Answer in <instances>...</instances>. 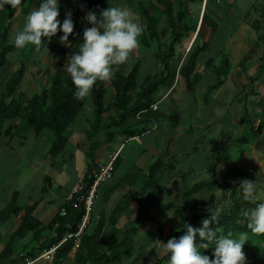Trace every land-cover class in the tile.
Wrapping results in <instances>:
<instances>
[{"label": "crops", "instance_id": "0c3cea01", "mask_svg": "<svg viewBox=\"0 0 264 264\" xmlns=\"http://www.w3.org/2000/svg\"><path fill=\"white\" fill-rule=\"evenodd\" d=\"M120 1L112 0L115 4ZM172 1L178 11L181 8L178 0ZM183 1L189 11L188 25L193 29L175 47L174 76L157 91L158 96L151 104H156L157 109H146L145 118L130 128L140 130L139 134L119 137L121 142L112 143L83 127L69 126L63 150L51 157L46 144L48 136H33L26 129L23 115L4 124L0 135V253L7 250L3 264H93L88 255L96 242L100 241L99 256L112 242L124 239L120 232L124 228L122 217L128 219L135 210L143 211L142 207H148L145 211L153 217L170 210L172 213L194 182L199 183L193 195L195 199L226 196L225 185L234 183L246 184L249 191L255 192L256 200L264 198V0ZM131 15L126 21L134 30L123 40L125 44L130 38L133 41L129 47L131 53L135 43L144 49L145 57H137L139 71L147 58L155 60L146 63L148 70L144 77L138 72L135 87H142L149 83L154 70V73L159 71L160 63L154 58V47L147 40L143 22L136 14ZM150 15L158 27L160 42L168 41L170 27L161 9L153 5ZM195 46L199 47V54L188 78L189 89L177 72L190 47ZM12 68L7 70L5 79L14 71ZM4 78H0V85ZM88 82L85 87L89 86ZM104 85L103 114L114 117L117 111L111 100L112 90L107 92L108 80ZM23 87L20 83L19 94L23 93ZM83 87H79L78 96L85 104L90 96L82 95ZM24 94L28 96L30 92ZM174 112L177 117L172 121L169 117ZM132 141L137 144V149L131 152L133 168L141 174L149 173L158 162L157 176L149 180L147 176L144 179H139L141 175L131 176L132 184L125 185L123 180L130 174L129 161L119 153L125 142ZM114 153H117L114 176L119 177L112 175L99 186L90 222L75 245L72 242L64 248L62 244L45 258L39 254L54 236L50 229L41 230L39 235L29 231L12 238L26 207L39 201L32 215L42 226L48 225L88 169L92 171L108 162ZM219 159L222 160L215 177L201 180L208 167ZM43 186L46 191L41 195ZM129 191L132 193L127 199ZM122 200L128 202L115 215L117 221L112 226L111 214ZM140 235L124 239L123 247L134 246L114 264H142L150 253L156 255L157 249L152 252L156 238L151 237L146 244L150 249L146 250L141 246L145 236Z\"/></svg>", "mask_w": 264, "mask_h": 264}, {"label": "trees", "instance_id": "16d2710c", "mask_svg": "<svg viewBox=\"0 0 264 264\" xmlns=\"http://www.w3.org/2000/svg\"><path fill=\"white\" fill-rule=\"evenodd\" d=\"M38 1L0 0V68L9 61L8 55L14 51L13 14L21 6L19 13L26 15ZM104 2L105 0H83L84 5L90 11L97 47L102 52L106 74L109 76L108 85L113 93L111 100L117 111L116 116L105 117L103 114L106 88L102 78L91 81L87 92L93 107L92 133L96 135L99 131L103 133L105 142H112L116 136L129 138L141 132L130 129L138 121L143 120L137 119L136 114L148 109L154 100L153 94L174 76L175 47L180 45L183 38L187 36L186 33L193 28L188 25L186 18L189 11L185 8L183 0H178L181 7L178 11H175V4L172 0H153L152 2L150 0L149 3L144 0L120 1L143 22L147 40L154 47V58L160 63L159 71L150 76L149 83L135 89L140 60L138 56H135L130 67L125 66L121 59V52L124 51V43H126L123 40L126 17L120 11L119 3L111 2L107 8ZM153 5L161 9L170 27V35L166 42H160L158 38V27L155 26L150 15ZM40 7L42 17L40 26L29 31V41L16 57L17 60L20 58L17 67L0 85V135L8 120L23 115L22 119L26 129L33 136L37 137L45 131L52 134L53 139L48 153L51 157H55L63 150L66 143V130L75 122L84 107L82 99L78 96V89L85 85L84 81L87 82L88 76H91L94 56L88 44L87 33L89 31L86 25L74 23V12L71 7L66 16L68 24L74 29V36L68 51L67 40L61 36L58 24L54 21L53 0H40ZM106 12L110 16L109 14L107 16ZM54 37L61 41L60 54L64 55V60L57 63L53 73L48 76L47 83L41 85L39 91H34L28 96L24 93L19 94V84L23 80L27 63L37 64L40 61V56L23 61L25 55L40 51L42 53ZM198 54L199 47H190L177 72L189 89L191 87L188 78L193 71ZM176 117L175 113L169 118L174 121ZM262 152L264 154V148ZM221 160H216L211 164L201 180L214 178L217 165ZM155 165L156 168L158 162H155ZM155 168H150L148 174H153L156 171ZM127 177H130V174L124 178L123 183L132 184L133 179L130 177L128 182ZM91 180V169H88L82 178L84 189L89 186ZM198 184L194 182L185 190L180 203L171 213L174 224L168 232L169 250L166 257H161L151 264H264V259L254 254L256 251H264V202L259 201L256 204L255 192L249 191L244 183L240 185L234 183L225 185L227 195L220 197L226 199L227 212L215 211L213 206H208L210 202L208 204L202 202L204 205L197 211L190 207V203L194 199V193L198 190ZM40 191L43 195L46 187L43 186ZM131 193L128 192L127 199ZM127 202V200H122L112 212L110 218L112 226L117 221L115 215ZM217 202L219 204V200ZM38 203L39 201H35L24 209L19 227L12 238L21 237L29 231H36L39 235L41 230L50 229L54 236L42 246L45 247L44 249H49L58 243L65 233L74 232L77 229L83 208L80 203H75V199L70 202L66 201L62 206L65 215L60 216L57 213L48 225L42 226L32 215ZM222 203L224 202L221 201ZM141 215L143 216L142 210H135L129 215V218L134 216L133 222L129 226L124 225L123 230H119L123 232L124 239L126 237L133 239L139 235L140 224L138 226L135 224L139 223ZM124 239L112 242L109 248L99 256H97V251L100 241L96 242L90 249L88 259L93 264L116 263L134 246L130 244L123 247L122 244L126 242ZM163 239L164 232L160 231L157 242L160 244ZM72 242L68 240L63 243L64 248L71 246ZM4 252L0 253V264L5 262Z\"/></svg>", "mask_w": 264, "mask_h": 264}, {"label": "rangeland", "instance_id": "374dc122", "mask_svg": "<svg viewBox=\"0 0 264 264\" xmlns=\"http://www.w3.org/2000/svg\"><path fill=\"white\" fill-rule=\"evenodd\" d=\"M14 1H20V0H14ZM147 3L150 2V0H144ZM112 2V0H105L104 2V6L108 8V5ZM152 2V1H151ZM53 4H54V17H55V24H58V28L60 29V33L61 36H63L66 40H67V44H66V48L67 51L69 49V44L72 42L73 40V36H74V29L72 28V26L70 24H68L67 22V16L66 14L69 11V8L71 7L73 12H74V16H73V21L76 25H80V24H84L87 27V30L89 31L87 33V39H88V44L89 47L91 49V53L93 54V64H92V69H91V76L87 78V82L90 84L91 81H93V78H102L104 82H107L108 80V74H106V69H105V64L103 62V57H102V52L99 51L98 47H97V42L95 40V32H94V25L92 23V17L90 14V11L86 8V6L83 3V0H53ZM120 5V11L122 12V14L128 18V16H130L132 13L129 10V8H127L124 4L119 3ZM22 7L19 6L17 8V12L15 14H13V23L12 25L14 26L15 29V41H14V46H13V53H11L10 55H8L9 57V61L6 62V66L4 65L2 68H0V78H4L7 76L6 72L7 70H9L10 68L15 69L17 67V63H18V59L17 60V56L20 53V51L24 48V46L27 44V42L29 41L30 35H29V31H31L32 29H35L37 27L40 26V21L42 20L41 17V7H40V0L32 6V8L30 9L29 13H27L26 15H24L22 12L19 13V10ZM109 12V11H108ZM108 12L107 16H108ZM130 14V15H129ZM28 15H30L31 17H29ZM25 16V18H24ZM110 16V14H109ZM132 16V15H131ZM134 30V26L131 25L129 23V21L127 20L126 22V30L124 33V37L126 36L127 39L128 37H130L131 35V31ZM14 35V34H13ZM138 36V34L136 33V37ZM134 41H137V38H134ZM130 42V44H129ZM128 44L124 43V51L122 50L121 52V59L124 62L125 66H132L133 61H132V57L131 55H133V59L135 56H138L140 58H144L145 56L143 55L145 53L144 49H142L140 47V45H137L136 43L134 44V52L131 53V50H129L130 45H133V41L131 40V38L129 39ZM60 49H61V41L59 40V38L57 39L56 37H54L45 47V49L38 53H33L29 55H25V59L24 60H28L29 58H33V57H39V62L36 63H31L28 62L27 63V69L26 72L24 74L23 80H22V84H24L23 87V93L27 92V93H32L34 91H39L41 85L47 83V79L48 76H50L53 71L55 70L57 63L60 61L64 60V55L60 54ZM129 50V51H128ZM152 59V58H151ZM150 58H147L143 65L140 72V75L144 77V75L147 73L148 67L146 65V63L149 62H155V60H151ZM132 61V62H130ZM129 64V65H128ZM150 64V63H149ZM153 65V63H152ZM139 68H140V64H139ZM160 69V66H159ZM158 69V70H159ZM157 70V71H158ZM155 70L153 71V74ZM92 78V79H91ZM0 79V82H1ZM5 80V78H4ZM4 80L2 82H4ZM96 80V79H95ZM138 80H140L138 78ZM84 83H86L84 81ZM31 84V85H30ZM84 85H82L83 87ZM138 87V86H137ZM137 87H135V89H137ZM88 87H83L82 88V95H86L88 94V92H86V89ZM161 88V87H160ZM159 88V89H160ZM110 86H107V92L110 93ZM155 92L153 94V98L156 96ZM109 96V95H108ZM158 96V94H157ZM156 96V97H157ZM83 109L80 112V114L78 115V117L76 118L75 122L71 125V128H77V127H83L85 128V130H88L92 133V102H91V98L89 97V99L87 101H85V104L83 102ZM177 113V112H176ZM87 120V121H86ZM86 124H85V123ZM83 124H85L84 126H82ZM103 133L101 132H97L96 135L97 137H103L102 135ZM42 135L46 138V136H48V142H46V144L48 143V145H50L53 137L52 134L49 131H45L44 133H42ZM93 136V135H92ZM119 137L122 136H116L114 137V140H112V143L117 142L119 143ZM125 138V137H123ZM44 139V138H43ZM99 139V138H98ZM121 142V141H120ZM137 149V144L132 141V142H125V148L123 149V151L121 153H119L120 157H122L123 155H126V158H128L129 164L127 167V171L130 172V177H134L136 178L138 175H141L139 179H144L146 176L147 178H155L157 176V174H155V172L151 175L148 174V172H143L142 174L139 173V169L137 168H133L134 166L133 161L131 159V156L133 154H131V152L133 150ZM135 158L137 157V152H135ZM103 161V158L101 159ZM116 170H114L113 172V176L115 175ZM144 174V176H143ZM112 176V177H113ZM143 176V177H142ZM116 177V176H114ZM119 176L117 175L116 178H118ZM113 180V179H112ZM131 193V192H130ZM213 198V199H211ZM258 200L255 201V203L257 204V202L262 201L264 202V198H262L261 200H259L260 198H257ZM206 200V201H205ZM219 200V204L218 201ZM225 200V201H224ZM221 201H223L224 203L221 204ZM202 202H205L206 204L209 203V207L213 206L215 211L216 210H221L222 212H227L228 208H227V204H226V199L225 198H220L218 196H213V197H209V198H205L203 196H199L196 197V199L194 198L193 203L192 204V208L194 210H199L200 207H202L204 204H202ZM217 202V203H216ZM159 204V203H158ZM141 209V208H140ZM143 211H142V218L139 220V223H136L135 226H138L140 224V230L138 232V234H141L140 236H142L141 238H143V236H145V241L142 243V247L145 248L146 250H148V248L150 249V247L146 246V244L149 242V240L151 239V237H155L156 238V242H157V236L158 233L160 231L164 232V239L163 242H161L160 244L157 242L156 246H154V249L152 250V252L154 250H158L156 252V255H153V253H150V256L148 255L147 257H145V253L144 252H140V254L145 257V262L147 261V263H153V261L155 262L156 260H158L161 257H166L167 252L169 250L168 248V232L169 229L171 227H173L174 224V220L173 218L170 217V211L167 212H162L160 214L157 215H153L151 213H146L144 212L145 210L148 209V207H142ZM140 216V217H141ZM148 217V219L146 218ZM156 217V218H155ZM164 219L165 221H163V223H159V220ZM133 222L132 218H124L122 217V221L121 224L123 225H127L129 226L131 223ZM160 227V229H159ZM162 227V228H161ZM145 243V244H144ZM155 252V251H154ZM258 258L264 259V251H256L254 253ZM153 257H152V256ZM161 256V257H160ZM142 263V264H145Z\"/></svg>", "mask_w": 264, "mask_h": 264}, {"label": "built area", "instance_id": "2783aa9c", "mask_svg": "<svg viewBox=\"0 0 264 264\" xmlns=\"http://www.w3.org/2000/svg\"><path fill=\"white\" fill-rule=\"evenodd\" d=\"M205 1L206 0H201L202 3H204ZM156 109V104H153L149 107V110L151 111H155ZM144 112L145 110H142V112L137 113L136 118L144 119ZM116 157L117 153L112 154L108 162L97 165V167L91 171L92 180L87 188L84 189L82 180H80L75 186L73 192L68 194V196L66 197L67 202L75 199V203H80L83 208L80 221L77 225V229L74 232L65 233L64 236L58 241V243H56L49 249L42 250L39 254L40 257H49L52 252H54L60 245L67 242L68 240H72L73 245L76 244L90 222L93 204L97 198L99 186L109 178H111V176L113 175ZM59 215H65V210L63 208L60 209Z\"/></svg>", "mask_w": 264, "mask_h": 264}]
</instances>
